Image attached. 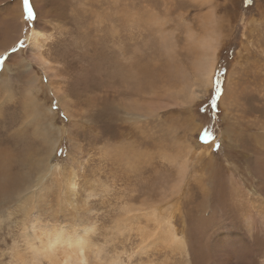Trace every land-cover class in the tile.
I'll return each mask as SVG.
<instances>
[{
  "label": "rangeland",
  "instance_id": "374dc122",
  "mask_svg": "<svg viewBox=\"0 0 264 264\" xmlns=\"http://www.w3.org/2000/svg\"><path fill=\"white\" fill-rule=\"evenodd\" d=\"M29 4L33 20L23 11L20 35L0 55V128L17 135L8 169H0V264H19L14 250L28 255L58 231L86 237L91 264H212V235L221 230L239 241L236 261L260 264L264 0ZM21 6L0 0L5 32ZM35 27L45 33V69L29 55ZM213 36L221 43L206 90L195 37ZM47 165L57 169L43 179ZM166 214L185 228V250L148 245L154 220Z\"/></svg>",
  "mask_w": 264,
  "mask_h": 264
},
{
  "label": "bare ground",
  "instance_id": "6f19581e",
  "mask_svg": "<svg viewBox=\"0 0 264 264\" xmlns=\"http://www.w3.org/2000/svg\"><path fill=\"white\" fill-rule=\"evenodd\" d=\"M22 15H23V8L22 6L19 7V12L16 15L12 14L11 17V21H10V27H11V31L12 33L10 34L9 32H5L4 28H2V26L0 27V55L3 54V52H6L9 50V48H11L12 46V42L18 38V36L21 33V26H22ZM40 17V16H39ZM7 29V28H6ZM8 31V30H7ZM16 32V35L14 34ZM45 35V33L39 29H37V27L32 28L30 30V32L28 33L27 37L29 40V55L37 57V59L39 60V62L41 63L40 65L43 66V68H48V62L44 57V44H42L40 38ZM194 37V35H192ZM206 36V35H205ZM210 36V35H209ZM218 37V36H217ZM215 36L213 37H205V38H199L196 39L195 37V43H197V46L199 47L200 51L202 49V57L200 60V66L198 67L199 69V74L204 87L206 90L209 89L210 86L213 85V77L215 74V70H216V65H217V56H218V50L220 48V40L219 38H217ZM44 39V38H43ZM47 39V38H45ZM193 39V38H192ZM16 41V40H15ZM14 41V42H15ZM198 49V50H199ZM201 53V52H200ZM201 56V55H200ZM39 64V63H38ZM51 69V68H50ZM27 76H29L28 73H26ZM10 75V74H9ZM30 77L33 78H37V76L35 74H33V76L31 75ZM39 77V76H38ZM199 77V76H198ZM232 77V76H231ZM10 78L12 79L13 76L11 75ZM17 80V79H16ZM199 80V79H198ZM12 83V82H11ZM28 84L30 85V81H28ZM7 86V84H5ZM227 85L230 86L229 84V80L227 82ZM1 86V84H0ZM11 87V85H9ZM13 86V85H12ZM19 87V86H18ZM22 87V86H21ZM1 89V88H0ZM227 89L230 90L231 92V88H229L227 86V88L225 89V92L223 90L222 94H224L221 97V101L222 104L225 105L229 102L230 98L229 96L227 97V93H229V90L227 92ZM6 91L7 88H6ZM3 92V90H2ZM193 92V91H192ZM195 92V91H194ZM227 92V93H226ZM12 93V92H11ZM198 93V92H197ZM196 94V93H195ZM10 98V95H8ZM198 96L197 94L195 95V97ZM12 97V96H11ZM232 97V96H230ZM8 98V99H9ZM34 99V97H32L30 100ZM14 100V99H13ZM12 101V98H11ZM16 101V100H15ZM22 101V100H21ZM5 103V102H4ZM11 102H9L10 104ZM3 104V103H2ZM24 106V105H23ZM14 108V107H13ZM29 111V110H28ZM2 113V112H1ZM8 115V114H7ZM8 116H11V114H9ZM28 116V115H27ZM3 117V116H2ZM34 118V117H32ZM13 120V119H12ZM19 120V119H17ZM26 121V120H25ZM6 123V116L4 119V124ZM29 123V122H28ZM1 124V123H0ZM3 124V125H4ZM6 125V124H5ZM16 125V124H15ZM2 126V125H1ZM11 126V125H10ZM3 127L0 128V169L3 167V163H7L9 159H11V157L14 155L12 150L15 145V142L17 140V135L15 134V129L12 127ZM16 128V127H15ZM21 130V129H20ZM19 131V130H18ZM36 131V130H35ZM46 132V131H45ZM18 133V132H16ZM19 134V133H18ZM46 134V133H45ZM24 135V134H23ZM35 135V134H34ZM46 136V135H45ZM47 138V137H46ZM22 140V139H21ZM30 140V139H29ZM43 140L41 141V143H43ZM20 141V140H19ZM48 141V140H47ZM26 142V141H25ZM20 143V142H19ZM31 143V142H30ZM37 143V142H36ZM40 143V142H39ZM30 145V144H29ZM33 145V144H32ZM35 145V144H34ZM41 145V144H40ZM39 145V146H40ZM16 146V145H15ZM36 146V145H35ZM18 148V147H17ZM21 149V148H20ZM31 149V147H30ZM28 150V149H27ZM19 153V152H18ZM32 153V152H31ZM16 154V153H15ZM22 154V153H21ZM20 155V154H19ZM21 156V155H20ZM34 156V155H33ZM18 157V156H17ZM16 157V158H17ZM23 157V156H21ZM247 157V156H246ZM19 158V157H18ZM31 158V157H30ZM24 160V159H23ZM18 161V160H17ZM20 162V161H19ZM23 162V161H21ZM34 162V160H33ZM11 163V162H10ZM37 164V163H35ZM23 165V163H22ZM32 166V165H31ZM45 166V165H44ZM6 168L8 169V164H6ZM16 168V167H15ZM44 168V167H42ZM50 168H52L51 170H53L54 168H56L55 165H53L52 167H49L47 165V167L44 169H41V171L43 172V174L40 176L43 179L45 177H48V175L51 173ZM254 168V167H253ZM41 172V173H42ZM8 173V172H7ZM40 173V174H41ZM54 173V172H53ZM30 176V175H29ZM260 176V175H259ZM76 175L74 174V176H72V185L76 184ZM10 178V175H9ZM41 178V179H42ZM39 180V183L37 184L36 187H39L41 184H43V180ZM53 179V178H52ZM47 183V182H46ZM45 183V184H46ZM36 185V184H35ZM44 186V184H43ZM34 190V189H33ZM32 190V192H34ZM37 191V189L35 190ZM49 191V190H48ZM30 190H28V192L26 193L27 198H29V194H30ZM36 193V192H35ZM44 194V193H42ZM36 196V195H35ZM34 195L32 196L33 199H35ZM42 196V195H41ZM133 199V198H132ZM38 200V199H37ZM36 201V200H35ZM234 204V203H233ZM237 204V203H236ZM145 205V203H144ZM36 207V206H35ZM131 207V206H130ZM133 207V206H132ZM143 208V207H142ZM154 208V207H151ZM156 208V206H155ZM154 208V209H155ZM159 208V207H158ZM162 208V207H161ZM15 209V208H14ZM137 209V208H135ZM135 209L133 210L134 212ZM141 209V208H140ZM144 209V208H143ZM160 209V208H159ZM138 210V209H137ZM31 211V210H29ZM132 211V210H131ZM141 211V210H140ZM139 211V212H140ZM156 215L157 214V210H152ZM168 211V210H167ZM166 211V213H167ZM170 212V211H169ZM168 212V213H169ZM172 212V211H171ZM162 213V212H161ZM164 213V212H163ZM141 214V213H140ZM165 214V213H164ZM160 215V214H159ZM168 215V214H166ZM170 214L168 215V219L163 221V220H158L155 219L154 220V225L156 229L155 231L150 234L149 240L148 241V245L151 247L152 244L156 243V240H163L166 241L165 244L170 243V245H172L171 247H175V243H178L182 246V248L185 250V244H184V240L180 239L179 233L185 232V228L183 230H178L176 228V225L174 223V221L172 220L171 217H169ZM24 217V216H23ZM155 217V216H154ZM167 217V216H166ZM149 219V218H148ZM147 219V220H148ZM1 220V219H0ZM131 220V219H130ZM150 220V219H149ZM179 222V221H178ZM150 223V222H149ZM3 224V223H2ZM25 224V223H24ZM151 224V223H150ZM37 225V224H36ZM39 225V224H38ZM179 226V225H178ZM230 226V225H229ZM43 227V226H42ZM224 227V226H223ZM154 228V227H153ZM224 229V228H223ZM145 230V229H144ZM234 230V229H233ZM33 231V230H32ZM87 231V229L85 230ZM54 232V231H53ZM146 232V231H145ZM226 232H228L227 230L224 231H216L214 233V235H212L214 238H212L211 240V252L213 254V258H212V264H240L239 261H236V257L238 256L237 254V250H239L237 247L234 246L235 243V236L234 238L231 237L230 239H228L225 235L227 234ZM231 232V231H230ZM30 234V233H29ZM50 234V233H49ZM80 234V233H79ZM33 235V234H32ZM38 235V234H36ZM146 235V233H145ZM39 236V235H38ZM79 236V235H78ZM29 237H31V235H29ZM37 237V236H36ZM46 238L43 239L41 238L40 244L34 245L31 244V249L30 251L27 253L28 255L25 256H19V252H15L14 253L16 257H19V264H31L32 262H37V264H40L42 262H46V264H91L89 263V259H88V242L86 237L82 236V238H65L64 234L62 233V231H58L55 232L50 235L45 236ZM38 238V237H37ZM146 238V237H144ZM143 238V239H144ZM40 239V238H39ZM148 239V238H147ZM184 239V238H183ZM33 240V239H32ZM145 240V239H144ZM237 240L238 237H237ZM236 240V241H237ZM158 241V242H159ZM143 242V241H142ZM239 242V241H237ZM235 243L236 246L239 243ZM164 243V242H163ZM186 243V241H185ZM242 243V242H241ZM27 244V243H26ZM30 244V243H29ZM157 244V243H156ZM147 245V247H148ZM169 245V246H170ZM187 246V244H186ZM145 247V246H144ZM98 248V247H97ZM17 249V247L15 248ZM18 249H21L20 247ZM17 249V251H19ZM149 249V248H147ZM175 250V249H174ZM25 252V251H24ZM98 252V251H97ZM143 252V251H141ZM12 252V254H14ZM23 253V252H22ZM185 253V251H184ZM21 254V253H20ZM237 254V255H236ZM30 256V257H29ZM90 257V256H89ZM113 259V258H112ZM111 259V260H112ZM150 259V258H149ZM240 259V258H239ZM117 260H112V262L110 264H121V262H117ZM157 263V262H156ZM132 264V263H131ZM167 264V263H166ZM260 264H264V257L260 259Z\"/></svg>",
  "mask_w": 264,
  "mask_h": 264
},
{
  "label": "snow or ice",
  "instance_id": "6c2138e0",
  "mask_svg": "<svg viewBox=\"0 0 264 264\" xmlns=\"http://www.w3.org/2000/svg\"><path fill=\"white\" fill-rule=\"evenodd\" d=\"M23 11L27 15L28 20L33 19L34 13H33L32 7L29 4V0H23ZM217 90H218V86H217Z\"/></svg>",
  "mask_w": 264,
  "mask_h": 264
},
{
  "label": "trees",
  "instance_id": "16d2710c",
  "mask_svg": "<svg viewBox=\"0 0 264 264\" xmlns=\"http://www.w3.org/2000/svg\"><path fill=\"white\" fill-rule=\"evenodd\" d=\"M26 19H27V15H26ZM32 20H33V19H32ZM32 20H28V19H27L28 22H31ZM222 65H223V61L221 62V65H220V66H222ZM222 76H223V74L221 75V77H222Z\"/></svg>",
  "mask_w": 264,
  "mask_h": 264
}]
</instances>
